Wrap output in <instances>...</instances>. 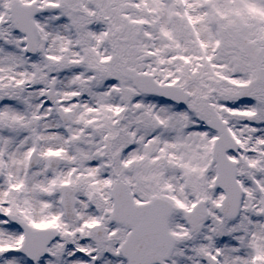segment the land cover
Listing matches in <instances>:
<instances>
[{
	"label": "snow or ice",
	"instance_id": "obj_1",
	"mask_svg": "<svg viewBox=\"0 0 264 264\" xmlns=\"http://www.w3.org/2000/svg\"><path fill=\"white\" fill-rule=\"evenodd\" d=\"M0 264H264V0H0Z\"/></svg>",
	"mask_w": 264,
	"mask_h": 264
}]
</instances>
